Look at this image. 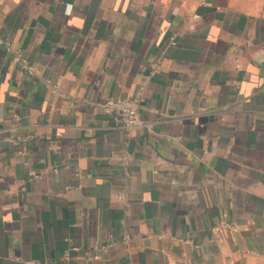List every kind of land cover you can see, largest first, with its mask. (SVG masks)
<instances>
[{
    "label": "crops",
    "instance_id": "0c3cea01",
    "mask_svg": "<svg viewBox=\"0 0 264 264\" xmlns=\"http://www.w3.org/2000/svg\"><path fill=\"white\" fill-rule=\"evenodd\" d=\"M0 264H264V0H0Z\"/></svg>",
    "mask_w": 264,
    "mask_h": 264
},
{
    "label": "built area",
    "instance_id": "2783aa9c",
    "mask_svg": "<svg viewBox=\"0 0 264 264\" xmlns=\"http://www.w3.org/2000/svg\"><path fill=\"white\" fill-rule=\"evenodd\" d=\"M196 18H199V14H194ZM7 48L9 50H13V47L9 41H4ZM16 52V58L22 63V65L27 68L29 73H33L35 71L34 65L29 61L27 57ZM56 86V85H54ZM144 93H143V87H140L138 91L134 94H125L118 97H108L103 102H101L100 106L102 109V112L109 117H112L116 124L121 127H125L128 129L138 128L143 125V120L141 117V108L144 103ZM15 118H19L18 113H14ZM4 139L13 143H19L22 139L20 135H5ZM223 225L227 227H233L232 222L224 221L222 223ZM220 227V226H219ZM125 239L128 238L126 235L124 237ZM109 246L108 243H101L100 245H97L95 247V250L93 253H89V258L91 259H99L101 257V251L107 249ZM199 246V245H197ZM77 248L75 246H71L66 249L65 256L67 258L71 255V249Z\"/></svg>",
    "mask_w": 264,
    "mask_h": 264
}]
</instances>
